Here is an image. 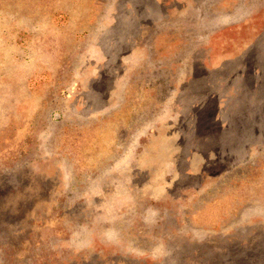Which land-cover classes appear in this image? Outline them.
I'll return each instance as SVG.
<instances>
[{"label":"rangeland","instance_id":"374dc122","mask_svg":"<svg viewBox=\"0 0 264 264\" xmlns=\"http://www.w3.org/2000/svg\"><path fill=\"white\" fill-rule=\"evenodd\" d=\"M0 264H264V0H0Z\"/></svg>","mask_w":264,"mask_h":264}]
</instances>
